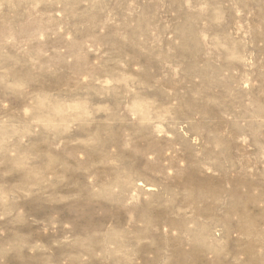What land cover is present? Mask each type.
<instances>
[{
  "label": "rangeland",
  "instance_id": "1",
  "mask_svg": "<svg viewBox=\"0 0 264 264\" xmlns=\"http://www.w3.org/2000/svg\"><path fill=\"white\" fill-rule=\"evenodd\" d=\"M175 176L217 193L192 202ZM181 247L264 264V0H0V264H176Z\"/></svg>",
  "mask_w": 264,
  "mask_h": 264
},
{
  "label": "bare ground",
  "instance_id": "2",
  "mask_svg": "<svg viewBox=\"0 0 264 264\" xmlns=\"http://www.w3.org/2000/svg\"><path fill=\"white\" fill-rule=\"evenodd\" d=\"M42 74H43V73H42ZM39 75H40V74H39ZM6 87H7V86H6ZM8 87H9V86H8ZM139 112H140V111H139ZM141 112H142V111H141ZM204 112H205V111H204ZM141 114H142V113H141ZM144 114H145V113H144ZM206 114H207V113H206ZM136 115H137V113H136ZM146 115H147V114H146ZM137 116H138V115H137ZM149 116H150V115H149ZM200 116H202V114H200ZM204 116H205V115H204ZM138 117H139V116H138ZM184 117H185V116H184ZM135 118H136V117H135ZM139 119H140V118H139ZM156 119H158V118H156ZM199 120H200V119H199ZM152 121H153V120H152ZM200 121H201V120H200ZM197 122H198V120H197ZM219 124H220V123H219ZM144 125H145V124H144ZM149 127H150V126H149ZM209 127H211V126H209ZM212 127H213V126H212ZM217 127H218V126H217ZM147 128H148V127H147ZM142 129H143V128H142ZM149 129H150V128H149ZM149 129H148V130H149ZM147 132H148V131H147ZM149 132H150V131H149ZM141 133H143V132H141ZM150 133H151V132H150ZM143 134H144V133H143ZM148 136H149V135H148ZM141 138H142V137H141ZM145 138H146V136L144 137V139H145ZM147 138H148V137H147ZM147 138H146V139H147ZM151 139H153V138H151ZM142 140H143V139H142ZM145 141H146V140H145ZM150 141H151V140H150ZM150 141H149V142H150ZM100 142H101V141H100ZM149 142L147 143L149 147H150V144H153V142L156 143L155 140H153V142L150 143V144H149ZM145 143H146V142H145ZM143 144H144V143H143ZM156 144H157V143H156ZM103 145H104V144H103ZM100 146H102V145H100ZM145 146H147V145L145 144ZM156 146H157V145H156ZM157 147H158V149L161 148L160 146H157ZM140 149H142V148H140ZM150 149H151V148H150ZM150 149L148 148V149H146V151L148 152V150H150ZM152 150H153V149H152ZM156 150H157V149H156ZM156 150H155V151H156ZM159 150H160V149H159ZM141 151H143V150H141ZM141 151H140V153H142ZM160 151H161V150H160ZM160 151L157 152V153L160 154V153H161ZM147 152H144L143 154H145V153H147ZM151 152H152V151H151ZM151 152H150V153H151ZM153 152H154V150H153ZM154 153H155V152H154ZM108 154H109V153H108ZM116 154H117V153H116ZM119 154H120V153H119ZM143 154H142V155H143ZM158 154H157V155H158ZM144 156H145V155H144ZM144 156H139V155H138V156H133V157H132V158H133V161H132L133 163L131 162V164H134V160L136 161V159H134V157H137V158L142 159ZM107 157H108V156H107ZM109 157H110V155H109ZM112 157H115V156H112ZM116 157H117V156H116ZM119 157H120V156H119ZM124 157H125V156H124ZM151 157H152V156H151ZM154 157H155V155H154ZM154 157H153V158H154ZM156 157H163V156H159V155H158V156H156ZM49 158H50V157H49ZM102 158H103V156H102ZM104 158H105V156H104ZM117 158H118V157H117ZM164 158H165V157H164ZM63 159H64V158H63ZM121 159H123V158H121ZM165 159H166V158H165ZM167 159H168V157H167ZM115 160H116V159H115ZM123 160H124V159H123ZM126 160H129V159H126ZM156 160H157V159H156ZM171 160H172V159H171ZM171 160H170V158H169L168 163H169V162H170V163L173 162V161H171ZM50 161H51V160H50ZM120 161H122V160H120ZM130 161H131V160H130ZM143 161H144V160H143ZM145 161H146V160H145ZM145 161H144V164H145V163H148L147 161H146V162H145ZM48 162H49V161H48ZM61 162H62V161H61ZM124 162H125V160H124ZM150 162H151V161H150ZM155 162H156V161H155ZM121 163H123V161H122ZM151 163H152V162H151ZM158 163H159V162H158ZM160 163H161V162H160ZM160 163H159V164H160ZM168 163H167V165H168ZM118 164H119V163H118ZM135 164H136V163H135ZM142 164H143V163H142ZM155 164H157V163H155ZM155 164H154V165H155ZM159 164H157V165H159ZM123 165L125 166V163H124ZM127 165H128V164H127ZM127 165H126V167L129 166V165H128V166H127ZM145 165H146V164H145ZM149 165H150V163H149ZM152 165H153V164H152ZM157 165H156V166H157ZM160 165H162V164H160ZM160 165H159V166H160ZM52 166H53V165H52ZM52 166L50 165V167H52ZM76 166H77V165H76ZM120 166H121V165H120ZM124 166H123V167H124ZM130 166H131V165H130ZM150 166H151V165H150ZM169 166H171V165L169 164ZM66 167H67V166H66ZM74 167H75V166H74ZM123 167H122V168H123ZM144 167H145V166H144ZM148 167H149V166H148ZM154 167H155V166H154ZM157 167H158V166H157ZM166 167H167V166H166ZM118 168H119V167H118ZM118 168H117V169H118ZM128 168H129V167H128ZM133 168H134V167H133ZM142 168H143V167H142ZM160 168H161V167H160ZM110 169H111V168H110ZM124 169H125V168H124ZM138 169H139V168H138ZM143 169H144V168H143ZM145 169H146V168H145ZM153 169H154V168L150 169V171H151V170L153 171ZM157 169H158V168H157ZM161 169L164 170V167H162ZM185 169H186V170H187V169L190 170V167L188 166V168L186 167ZM51 170H52V169H51ZM65 170H66V169H65ZM73 170H74V169H73ZM82 170H83V169H82ZM112 170H114V169L112 168ZM126 170H127V168H126ZM148 170H149V169H147V171H148ZM155 170H156V168H155ZM159 170H160V169H159ZM71 171H72V170H71ZM124 171H125V170H124ZM132 171H133V170H131V172H132ZM135 171H136V170H135ZM140 171H141V170H140ZM160 171H161V170H160ZM184 171H185V170H184ZM184 171H183V172H184ZM193 171H194V170H193ZM195 171H196V170H195ZM66 172H67V171H66ZM68 172H69V171H68ZM116 172H119V169H118V171H116ZM128 172H129V171H128ZM128 172L125 171L123 174H125V173L128 174ZM153 172H154V171H153ZM190 172H191V171H190ZM113 173H114V172H113ZM134 173H135V172H134ZM143 173H144V172H143ZM184 173H185V172H184ZM194 173H195V172H194ZM61 174H62V173H61ZM73 174H74V173H73ZM73 174H72V176H73ZM85 174H86V173H85ZM109 174H110V172H109ZM114 174H115V173H114ZM114 174H112V175H114ZM123 174H122V175H123ZM131 174H132V173H131ZM86 175H87V174H86ZM115 175H117V173H116ZM120 175H121V173H120ZM122 175H121V176H122ZM136 175H137V172H136ZM146 175H147V174H146ZM184 175H185V174H184ZM109 176H110V175H109ZM121 176H120V178H121ZM132 176H133V174H132ZM132 176H131V177H132ZM137 176H138V175H137ZM147 176H148V175H147ZM74 177H75V176H74ZM117 177H118V176H117ZM122 177H123V176H122ZM124 177H129V175H128V176L126 175V176H124ZM140 177H141V176H140ZM105 178H106V177H105ZM107 178H108V177H107ZM142 178H143V177H142ZM165 178H166V177H165ZM193 178H194V177H193ZM115 179L117 180V179H119V178H115V177H114V180H115ZM133 179H134V181H138L140 178H133ZM145 179H147V178H145ZM196 179L200 180L201 178H200V179H199V178H196ZM121 180H122V178H121ZM125 180H127V179H125ZM130 180H132V178H130ZM148 180H150V179H148ZM165 180L167 181L168 179H165ZM189 180H190V179H189ZM189 180L185 179V176H184V179H183V178L181 179V178L175 176L173 182L176 181V182H178V183H181L182 185H184V186L186 187L187 190H189V193L192 194V196H190L189 199H191L190 201H192V202H198V201L202 200L203 197H204L205 195L209 194V193H210V194L213 193L214 195L217 193V191L215 192L214 190L209 189V187H207V186H206V188H204V187H205V185H204L203 189L201 190V193L195 194L197 191L194 193V190H193V189H189V185L193 184L194 182L191 183ZM198 180H197V182H198ZM86 181H87V180H86ZM105 181H106V180H105ZM117 181H118V180H117ZM128 181H129V180H128ZM144 181H146V180H144ZM144 181H142V182H144ZM152 181H153V180H152ZM169 181H171V180L169 179ZM92 182H93V181H92ZM107 182H108V181H107ZM110 182H111V181H110ZM110 182H109V183H110ZM132 182H133V181H132ZM140 182H141V181H140ZM142 182H141V183H142ZM153 182H154V181H153ZM199 182L201 183L202 180L199 181ZM199 182H198V183H199ZM206 182H207V180H206V181L203 180L202 183L206 184ZM208 182H209V181H208ZM244 182H246V180H245ZM60 183H61V182H60ZM96 183L98 184L99 182H96ZM113 183H116V181H115V182H114V181L111 182L112 185H113ZM127 183H128V182H127ZM154 183H155V182H154ZM154 183H153V184H154ZM158 183H159V182H158ZM167 183H168V182H167ZM219 183H220V181H219ZM239 183H241V182H239ZM50 184H51V183H50ZM50 184H49V185H50ZM99 184H101V183H99ZM103 184H104V183H103ZM106 184H108V183H106ZM111 184H110V185L108 184V185L111 186ZM116 184H117V183H116ZM119 184L121 185L120 181H119ZM155 184H156V183H155ZM85 185H86V184H85ZM117 185H118V184H117ZM120 185H119V186H120ZM123 185H124V182H123ZM123 185H121V186H123ZM128 185H129V184H128ZM144 185H146L145 182H144ZM147 185H148V184H147ZM149 185H150V184H149ZM151 185H152V183H151ZM151 185H150V186H151ZM200 185H201V184H200ZM202 185H203V184H202ZM96 186H98V185H96ZM99 186H100V185H99ZM99 186H98V187H99ZM114 186H115V185H114ZM119 186H118V187H119ZM140 186H141V185H140ZM150 186H149V187H150ZM47 187H48V186H47ZM88 187H89V186H88ZM88 187H83V188L85 189V188H88ZM92 187H93V186H92ZM101 187H102V185H101ZM104 187H105V185H104ZM106 187L108 188L107 185H106ZM112 187H113V186H112ZM116 187H117V186H116ZM118 187H117V188H118ZM146 187H148V186H146ZM94 188H95V187H94ZM107 188H106V190H107ZM119 188H120V187H119ZM129 188H134V187H129ZM191 188H192V187H191ZM246 188H247V187H246ZM46 189H47V188H46ZM88 189H89V188H88ZM104 189H105V188H104ZM104 189H103V191H104ZM113 189H114V188H113ZM120 189H121V188H120ZM126 189H127V188H126ZM77 190H78V189H77ZM91 190H93V189H91ZM91 190H89V192H90ZM101 190H102V189H101ZM101 190L99 191L100 193L98 192V193H96V194H94V195H92L93 193H95V192H93V191H92V194H89V195H88V194H87V195L84 194V195L87 197V199H86V202L83 201V204L88 203V204L90 205V203L92 204V203H93L92 201L95 200V199L97 200V198H100V201L102 202V199H101V198H103V200H104L103 202H104L105 204H107V205H116L117 202L120 203L119 200H125V199H126V196H125V195L127 194V190H125V189L123 190V188H122V191H123V192L121 193V195H119V196H114V195L109 194V195H108V198H107V196H106V197H103V195L105 196V192H107V191L105 190L104 192H102ZM131 190H132V189H131ZM190 190H192L193 192H191ZM72 191H73V190H72ZM81 191H84V190L82 189V190H79L78 192H81ZM108 191H109V190H108ZM117 191H118V190H117ZM129 191H130V190H129ZM135 191H136V190H135ZM135 191H134V192H135ZM138 191H139V190H138ZM248 191H249V190H248ZM64 192H65V191H64ZM101 192H102V194H101ZM110 192H111V191H110ZM110 192H109V193H110ZM118 192H120V191H118ZM219 192H220V191H219ZM228 192L231 193V191H228ZM246 192H247V191H246ZM71 193H72V192H71ZM87 193H88V190H87ZM103 193H104V194H103ZM132 193H133V192H132ZM135 193H136V192H135ZM193 193H194V194H193ZM112 194H113V191H112ZM114 194H115V193H114ZM65 195H66V194H65ZM81 195H82V194H81ZM117 195H118V194H117ZM219 195H220V194H219ZM233 195H234V194H233ZM236 195H237V194H236ZM82 196H83V195H82ZM85 196H84V197H85ZM129 196H130V195H129ZM129 196H128V197H129ZM132 196H133V195H132ZM134 196H135V195H134ZM137 196H138V195H137ZM252 196H254V195H252ZM56 197H57V196H56ZM58 197H59V196H58ZM63 197H64V196H63ZM153 197H154V195H153ZM48 198H49V197H48ZM70 198H71V197H70ZM132 198H133V197H132ZM138 198H139V197H138ZM61 199H62V198H61ZM83 199H84V198H83ZM129 199H130V198H127V200H129ZM134 199H135V197H134ZM174 199H176V198H174ZM71 200H72V199H71ZM138 200H139V199H136V202H137ZM250 200H251V199H250ZM97 201H99V199H98ZM132 201H133V200H132ZM132 201H129V202H132ZM145 201H146V200H145ZM145 201H144V202H145ZM170 202H171V200H169V203H170ZM172 202H173V200H172ZM175 202H179V200L177 199V200L174 201V203H175ZM186 202H189V201H186ZM186 202L183 201L182 204H184V203H186ZM245 202H247V201H245ZM248 202H250V201H248ZM122 203H123V202H122ZM122 203H121V204H122ZM134 203H135V201H134ZM138 203H140V202H138ZM138 203H137V204H138ZM88 204H87V206H88ZM93 204H94V203H93ZM121 204H119V205L121 206ZM124 204H125V202H124ZM132 204H133V203H132ZM144 204H145V203H144ZM146 204H147V203H146ZM85 205H86V204H85ZM128 205L130 206V203H129ZM148 205H149V203H148ZM206 205H207V204H206ZM254 205H255V204H254ZM87 206H86V207H87ZM90 206H91V205H90ZM94 206H95V204H94ZM96 206H97V205H96ZM105 206H106V205H105ZM126 206H127V205H126ZM149 206H151V205H149ZM208 206H209V205H208ZM208 206H207V207H208ZM252 206H253V204H252ZM69 207H70V206H69ZM84 207H85V206H84ZM92 207H93V206H92ZM92 207H91V208L89 207L91 211H92ZM115 207H116V206H115ZM122 207H123V204H122ZM145 207H146V205H145ZM151 207H153V206H151ZM155 207H156V206H155ZM199 207H200V206H199ZM202 207H203V206H202ZM202 207H201V208H202ZM209 207H210V206H209ZM213 207H214V206H213ZM87 208H88V207H87ZM95 208H96V207H95ZM126 208H127V207H126ZM134 208H135V207H134ZM139 208H140V207H139ZM147 208H148V207H147ZM201 208H198V209H201ZM204 208H205V207H204ZM244 208H245V207H244ZM253 208H254V207H253ZM84 209H86V208H84ZM97 209L99 210L100 208H97ZM122 209L124 210V208H122ZM206 209H207V208H206ZM120 210H121V209H120ZM125 210H126V209H125ZM140 210H142V208H141ZM201 210H202V209H201ZM201 210H196V212H197V213L199 212L200 214H203ZM207 210H208V211H209V210H213V208H208ZM241 210H242V209H241ZM250 210H251V209H250ZM78 211H79V210H78ZM82 211H83V208H82ZM82 211H81V212H82ZM87 211H88V210H87ZM110 211H111V210H109V212H110ZM130 211H131V210H130ZM145 211H146V213L154 212L156 216L153 218V219H154L153 221H156V222H157L158 220H161V219H164V220L166 219V220L169 221L170 223H172V224H174V225H177V224H181V223H182V222H179L180 220H182L183 222H186V220H187V218H186V216H185V212H181V213L177 212V215H178V216H174V218H171V217H169L168 211L165 210V209H163V208H150V207H149L148 209H145ZM234 211H235V210H234ZM262 211H263V210H262ZM81 212H80V213H81ZM83 212H84V211H83ZM94 212H95V211H94ZM112 212H113V210H112ZM117 212H118V211H117ZM125 212H128V210L125 211ZM125 212H124V213H125ZM193 212H194V211H193ZM228 212H229V211H228ZM232 212H233V211H232ZM98 213H99V211H98ZM128 213H129V212H128ZM130 213L132 214V212H130ZM178 213H179V214H178ZM206 213H207V212H206ZM242 213H243V212H242ZM261 213H262V212H261ZM82 214H83V213H82ZM94 214H95V213H94ZM115 214H117V213L115 212ZM126 214H127V213H126ZM144 214H145V213H144ZM227 214H228V213H227ZM248 214H249V213H248ZM86 215H87V214H86ZM91 215H92V213H91ZM108 215H110V214H108ZM117 215H118V214H117ZM124 215H125V214H124ZM124 215H123V216H124ZM139 215H140V213H139ZM150 215H152V214H150ZM197 215H198V214H197ZM250 215H251V213H250ZM82 216H83V215H82ZM102 216H103V215H102ZM114 216H115V215H113L112 217H114ZM125 216H126V215H125ZM132 216H133V215H132ZM146 216H147V215H146ZM205 216H206V215H205ZM236 216H237V215H236ZM248 216H249V215H248ZM248 216H247L246 214H245V215H244V214H239L240 219H245V218H247ZM92 217H93V216H92ZM92 217H91V218H92ZM106 217H107V216H106ZM126 217H127V216H126ZM143 217H144V216H143ZM143 217H142V218H143ZM262 217H263V216H262ZM95 218H96V217H95ZM97 218H98V217H97ZM102 218H103V217H102ZM114 218H115V217H114ZM117 218H118V217H117ZM137 218H138V217H137ZM137 218H136V219H137ZM139 218L141 219V216H140ZM248 218H249V217H248ZM254 218H255V217H254ZM79 219H80V217H79ZM88 219H89V218H88ZM126 219H127V218H126ZM144 219H147V217L144 218ZM156 219H158V220H156ZM228 219H229V218H228ZM240 219H239V220H240ZM81 220H82V219H81ZM98 220H99V219H98ZM104 220L106 221V219H104ZM111 220H112V219H111ZM113 220H114V219H113ZM247 220H248V219H247ZM252 220H253V219H252ZM94 221H95V220H94ZM124 221L126 222L125 218H124ZM130 221H131V220H130ZM142 221H143V219H142ZM145 221L149 222L150 219H149V221H148V220H145ZM261 221H262V220H261ZM84 222H86V221H84ZM97 222H98V221H97ZM97 222H96V223H97ZM99 222H100V221H99ZM99 222H98V223H99ZM103 222H104V221H103ZM114 222H115V220H114ZM119 222H121V221H119ZM131 222H132V221H131ZM135 222H136V220H135ZM137 222H138V221H137ZM248 222H249V221H248ZM98 223H97V224H98ZM104 223H105V222H104ZM104 223H103V224H104ZM115 223H116V222H115ZM123 223H124V222H123ZM128 223H129V222H128ZM132 223H133V222H132ZM149 223H150V222H149ZM159 223H160V222H159ZM227 223H228V222H227ZM89 224H90V223H88L87 225H89ZM99 224H102V223H99ZM99 224H98V225H99ZM120 224H121V223H120ZM124 224H125V223H124ZM137 224H138V223H137ZM151 224L154 225V224H156V223L153 224V222L151 221ZM91 225H92V224H91ZM115 225H116V224H115ZM115 225H114V226H115ZM129 225H130V224H129ZM131 225H132V224H131ZM157 225H158V224H157ZM255 225H256V224H255ZM99 226H100V225H99ZM101 226H102V225H101ZM135 226H136V225H135ZM135 226H134V227H135ZM107 227H109V226H107ZM136 227H138V226H136ZM136 227H135V228H136ZM252 227H253V226H252ZM98 228H99V227H98ZM98 228H96V229H98ZM103 228H104V225H103ZM110 228H111V227H110ZM115 228H116V227H115ZM115 228H113L114 231H115ZM119 228L123 229L122 227H119ZM119 228H118V229H119ZM244 228H245V227H244ZM249 228H251V227H249ZM84 229H85V231H87V230H86L87 228H84ZM93 229H94V227H93ZM136 229H137V228H136ZM252 229H253V228H252ZM73 230H74V229H73ZM82 230H83V229H82ZM89 230H90V229H89ZM137 230H138V229H137ZM230 230H231V229H230ZM245 230H246V229H245ZM101 231H102V230H101ZM101 231H99V232H101ZM110 231H111V229H110ZM128 231H129V230H128ZM80 232H81V231H80ZM90 232H91V230H90ZM90 232H89V234L86 233V232H85V233H86V235H89V236H90L94 231H93L92 233H90ZM96 232H98V231H96ZM102 232H103V234L105 233L104 231H102ZM112 232H113V231H112ZM140 232H141V231H140ZM199 232H201V229H195V230H191V229H188V228H181V229H179V233H193V234H199ZM248 232H249V229H248ZM109 233H110V232H109ZM115 233H116V232H115ZM138 233H139V231H138ZM245 233H246V232H245ZM93 234H94V233H93ZM99 234H100V233H99ZM103 234H102V235H103ZM105 234H106V233H105ZM116 234H117V233H116ZM124 234H126V233H124ZM129 234H130V233H129ZM95 235H96V234H95ZM95 235H91L89 238L94 237ZM100 235H101V234H100ZM112 235H114V233H113ZM117 235H118V234H117ZM122 235H123V234H122ZM141 235H142V234H141ZM152 235H153V234H152ZM163 235H164V234H163ZM105 236H106V235H105ZM125 236H126V235H125ZM129 236H130V235H129ZM129 236H128V239L130 238ZM99 237H100V236H99ZM102 237H103V236H102ZM107 237H108V234H107ZM107 237H106V238H107ZM114 237H115L116 239H118V238H117L118 236H117V237L114 236ZM84 238H85V237H84ZM89 238H87L88 240L85 239V240H87L86 242H88V241L90 240ZM94 238H95V237H94ZM104 238H105V237H104ZM136 238H137V237H136ZM141 238H142V237H141ZM91 239H92V238H91ZM101 239H103V238H101ZM101 239H100V240H101ZM107 239H108V238H107ZM116 239H115V240H116ZM133 239H134V238H133ZM133 239H132V240H133ZM156 239H157V238H156ZM83 240H84V239H83ZM94 240H95V239H94ZM100 240H99V241H100ZM104 240L106 241V239H103L102 241L105 242ZM121 240H122V238H121ZM132 240H131V241H132ZM97 241H98V240H97ZM124 241H125V240H124ZM126 241H127V242H130L129 240H126ZM79 242H80V241H79ZM79 242H77V243H79ZM91 242H94L93 245H95V244L97 243V242H95V241H91ZM116 242H117V241H115V243H116ZM127 242H126V243H127ZM136 242H140V241L135 240L134 245H135ZM157 242H158V241H157ZM74 243H75V242H74ZM77 243H75V244H77ZM122 243H123V241H122ZM159 243H160V242H159ZM75 244H74V245H75ZM98 244H99V243H98ZM102 244L104 245L105 243H102ZM102 244H100V245H102ZM132 244H133V243H132ZM132 244H131V246H132ZM137 244H138V243H137ZM137 244H136V245H137ZM85 245H86V244H85ZM127 245H128V244H127ZM129 245H130V244H129ZM134 245H133V246H134ZM160 245H161V244H160ZM77 246H78V245H77ZM89 246H90V245H89ZM97 246L99 247V245H97ZM97 246H95V247H97ZM73 247H74V246H73ZM78 247H79V246H78ZM90 247H91V246H90ZM103 247L105 248V247H106V244H105L104 246H102L101 249H102ZM137 247H139V248H137V249H135V250H137V251H138V249L141 250L140 245L137 246ZM148 247H149V246H148ZM148 247H146V248H148ZM76 248H77V247H76ZM85 248L88 249V247H85ZM93 248H94V246H93ZM93 248H92V249H93ZM106 248H107V247H106ZM113 248H115V247H113ZM118 248H119V247H118ZM128 248H129V247H128ZM130 248H131V247H130ZM134 248H136V246H135ZM134 248H133V250H134ZM83 249H84V248H83ZM87 249H86V250H87ZM92 249H88V252H89V250L92 251ZM101 249H100V250H101ZM120 249H121V248H120ZM79 250H81V249H79ZM93 250H94V249H93ZM106 250H107V249H106ZM111 250H112V249H111ZM115 250H116V249H115ZM115 250H114V251H115ZM129 250H130V249H129ZM131 250H132V249H131ZM175 250H176V249H175ZM82 251H83V250H82ZM82 251H81V252H82ZM84 251H85V250H84ZM95 251H96V250H95ZM104 251H105V249H104ZM176 251H177V250H176ZM200 251H201V250H200ZM81 252H80V253H81ZM93 252H94V251H93ZM119 252H122V253H123V251H121V250H120ZM125 252H126V251H125ZM131 252H132V251H131ZM133 252H136V251H133ZM177 252H178V259L176 260V262H177L176 264H191V262L197 263V262H200V261H201V258H202V256L200 257V254L197 253V251H196L195 248H194V249L192 248V249H188V250H186V249H184V248L181 247V248H179V250H178ZM177 252H176V253H177ZM247 252H248V251H247ZM89 253H90V252H89ZM101 253H102V252H101ZM112 253H113V251H112ZM114 253H116V252H114ZM114 253H113V254H114ZM105 254H107V253H105ZM130 254H131V253H130ZM139 254H140V252H139ZM89 255H90V254H89ZM175 255H176V254H175ZM116 256H117V255H116ZM89 257H90V256H89ZM114 257H115V256H114ZM90 258H91V257H90ZM90 258H88V259L90 260ZM176 258H177V257H176ZM176 258H175V259H176ZM117 259H118V258H117ZM119 259H120V258H119ZM121 259H122V258H121ZM126 259H128V258H126ZM109 260H110V262H111V259H109ZM109 260H108V261H109ZM152 260H153V259H152ZM152 260H151V261H152ZM156 260H157V259H156ZM258 260H259V259H258ZM87 261H88V260H87ZM93 261H94V260H93ZM113 261H114V260H113ZM115 261H116V260H115ZM91 262H92V261H91ZM91 262H89V263H91ZM110 262H109V263H110ZM117 262H118V261H117ZM117 262H116V263H117ZM152 262H153V261H152ZM155 262H156V261H155ZM92 263H93V262H92ZM95 263L97 264L98 262H95ZM101 263H102V262H101ZM112 263H113V262H112ZM112 263H111V264H112ZM120 263H121V261H120ZM120 263H118V264H120ZM124 263L127 264L126 261H125ZM124 263H123V264H124ZM146 263H147V262H146ZM253 263H254V262H253ZM102 264H103V263H102ZM105 264H106V263H105ZM121 264H122V263H121ZM149 264H150V262H149ZM151 264H152V263H151ZM153 264H156V263L153 262ZM257 264H258V263H257Z\"/></svg>",
  "mask_w": 264,
  "mask_h": 264
}]
</instances>
